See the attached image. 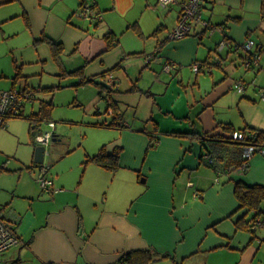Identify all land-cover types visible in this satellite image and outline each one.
Masks as SVG:
<instances>
[{"label": "crops", "instance_id": "1", "mask_svg": "<svg viewBox=\"0 0 264 264\" xmlns=\"http://www.w3.org/2000/svg\"><path fill=\"white\" fill-rule=\"evenodd\" d=\"M182 1L90 0L96 15L90 17L80 14L79 0H0V36L21 35L29 46L14 63L19 76L15 70L9 89L46 94L60 85L43 78L45 72L70 76L94 86L111 115L90 124L109 135L94 138L78 159L61 165L62 155L75 148L60 154L49 176L52 191L35 180L0 205L17 217L20 237L0 252V264H114L134 250L153 253L145 264H264L256 260L254 241L263 227L238 226L252 212L238 208L234 186L264 185V153L256 152L240 171L234 166L240 145L205 139L204 146L198 138L227 133L226 127L264 131L258 92L264 88L263 0L205 2L204 19L222 28L210 32L193 22L187 35L172 38ZM247 38L260 54L259 65L250 68L242 63L245 51L233 47ZM222 40L227 44L220 48ZM49 41L60 43L55 53ZM148 53L154 54L150 61ZM238 80L245 82L241 92ZM38 129L30 134L32 144ZM102 149L117 154L116 168L89 159ZM34 165L32 157L29 170Z\"/></svg>", "mask_w": 264, "mask_h": 264}, {"label": "rangeland", "instance_id": "2", "mask_svg": "<svg viewBox=\"0 0 264 264\" xmlns=\"http://www.w3.org/2000/svg\"><path fill=\"white\" fill-rule=\"evenodd\" d=\"M25 44L26 41L21 35L17 37H13V35L0 36V89L10 88V77L18 69L14 63H20L19 58L24 54L22 49L29 47ZM52 65L56 64H48L47 70L53 67ZM59 71L61 74L62 70L59 69ZM52 75L45 72L43 78L49 77L51 84H59L60 87L53 91L50 90L51 92L46 94L43 92L41 95H34L33 103L27 102L24 107L25 116L7 118L6 128L0 129V205L9 202L12 194L16 191L22 192L33 184L35 185L33 182L37 180L39 165H34L30 170L28 168L31 165L37 143L34 142V139L33 144L31 142L30 133H28L29 122L26 120H28L27 116L30 112L38 110L40 99H47V103L51 104L50 116L47 119L54 121L55 129L52 132L59 138L54 141L55 136H53L45 146L42 164L50 166L48 168L49 176L55 171L54 165L57 164L60 154H65L66 149L75 148L72 152L62 155L64 157L58 162L61 165L65 162L69 163L72 159H78L83 153V147H90L94 138L109 135V130L90 125L107 122L111 119V115L105 111L106 102L98 98L94 86L75 84L74 81L71 82L73 79L70 76L54 77ZM19 84L20 80L16 85ZM97 109L100 110L99 114L94 113ZM141 109L140 107V111ZM45 129H48V126L46 120L42 119L36 132L40 133ZM80 142L83 144L78 145ZM262 207H264V203H262ZM256 232L259 236L254 240L257 247L256 260L264 262V228L257 229ZM235 262L233 261L232 264ZM153 263L160 264L162 262Z\"/></svg>", "mask_w": 264, "mask_h": 264}, {"label": "built area", "instance_id": "3", "mask_svg": "<svg viewBox=\"0 0 264 264\" xmlns=\"http://www.w3.org/2000/svg\"><path fill=\"white\" fill-rule=\"evenodd\" d=\"M210 0H184L181 4V11L178 15V20L175 28H173V31L171 33L172 38H180L185 35H187L190 31L191 24L193 22H200L203 26H206L210 32L215 30L216 27H220V25H215L213 27L212 24H209L203 17V10L205 2H208ZM176 2V0H158L159 5L167 6L171 3ZM80 14L82 16H90L95 15L89 6H84L80 10ZM96 16V15H95ZM227 44L226 41L222 40L219 43L220 48L225 46ZM255 45V41L251 38H247L242 43L234 44L233 47L236 48H242L245 51V56L243 58V65L246 68H250L253 66H258L260 61V54L258 51L251 50ZM154 54H147L146 59L147 61H150L153 59ZM172 61H168L165 64V69L169 70L171 68ZM200 67L199 64H194V69L197 70ZM109 84L110 86H114L115 83L113 81L112 75H110ZM245 82L238 80L235 83L236 89L241 92L245 88ZM258 92L260 94V99L264 100V88L260 87L258 88ZM35 91L32 88L29 87H13L11 89H0V129L5 128L6 126V120L9 117H14L21 115L23 112V107L26 105L27 102H32L35 98ZM46 124L48 126V129L43 130L40 133H37L34 136V141L37 143V145H43L44 147L47 145V143L50 142L51 138L54 136L55 129V123L53 120L46 119ZM258 130L254 129H234L230 133V137L232 139L238 140V141H244L245 144L243 145V151H242V163L236 167L240 171H245L248 166L249 162L252 158V156L256 152L264 153V141L260 142L258 141L257 132ZM45 155V150H44ZM205 158L207 162L212 163L213 157L211 154L205 155ZM43 163V162H42ZM39 163L38 168V174H37V180L42 187L43 191H52V181L51 178L48 175L50 166ZM17 217L12 216L8 217L3 210H0V252H4L14 246V244L18 243L20 241V237L18 234L14 231L15 230V224L17 222ZM254 222L253 228H264V218H257ZM114 264H123V262L118 261Z\"/></svg>", "mask_w": 264, "mask_h": 264}, {"label": "trees", "instance_id": "4", "mask_svg": "<svg viewBox=\"0 0 264 264\" xmlns=\"http://www.w3.org/2000/svg\"><path fill=\"white\" fill-rule=\"evenodd\" d=\"M90 0H79L80 8L84 6H89V8L92 9L93 2H89ZM263 8H264V0H263ZM110 39V36L108 37V40ZM50 46H52L54 53L57 51V47L60 48V43H55L53 41H49ZM16 75L14 78L19 76V71L17 69ZM85 82V81H84ZM51 110V104L47 102H41L38 112L31 113L27 116V121H29V127H30V134L33 135L32 132H34V129L40 125V122L42 119L46 120L49 117V113ZM18 116H24L23 113ZM17 117V116H14ZM228 129L227 133H220V134H200V138L202 144L205 146V139L209 140V142L218 141V142H230L233 144L240 145L241 150V159L239 160V163L234 165L235 168L238 167L243 160L242 157V151H243V145L245 144L244 141H238L235 139H232L230 137V133L234 130V128L226 127ZM242 131L246 129H254L258 130L257 136L258 141H264V131L256 129V128H241ZM194 133H197L193 131ZM90 160L106 167L110 168H116L117 165V154L110 155L105 153V151L102 149L100 152L96 153L94 156L89 158ZM232 167V166H231ZM235 195L236 198L239 201L238 208H247L246 210L252 212V216L247 220L245 218V215H243L236 223L239 227L247 228L250 227L253 229L254 222L257 218L259 219L260 214L262 213V210L260 208V204L264 201V185L259 184H252L248 185L247 183H244L243 181H237L235 183ZM264 218V217H262ZM243 221L244 225L239 224V222ZM154 258L153 253L149 250H134L126 252L122 255L119 261L123 262V264H145L146 262H150Z\"/></svg>", "mask_w": 264, "mask_h": 264}, {"label": "water", "instance_id": "5", "mask_svg": "<svg viewBox=\"0 0 264 264\" xmlns=\"http://www.w3.org/2000/svg\"><path fill=\"white\" fill-rule=\"evenodd\" d=\"M44 150H45V147L43 145H37L35 146L34 148V155H33V160L35 162V164H39V163H42L43 162V159H44Z\"/></svg>", "mask_w": 264, "mask_h": 264}]
</instances>
